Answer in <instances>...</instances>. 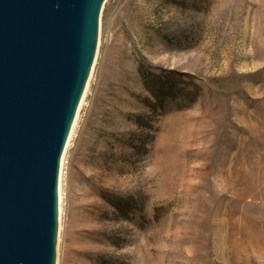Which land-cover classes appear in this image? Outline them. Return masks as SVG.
I'll list each match as a JSON object with an SVG mask.
<instances>
[{
    "label": "rangeland",
    "instance_id": "1",
    "mask_svg": "<svg viewBox=\"0 0 264 264\" xmlns=\"http://www.w3.org/2000/svg\"><path fill=\"white\" fill-rule=\"evenodd\" d=\"M60 208L57 264H264V0H107Z\"/></svg>",
    "mask_w": 264,
    "mask_h": 264
},
{
    "label": "water",
    "instance_id": "2",
    "mask_svg": "<svg viewBox=\"0 0 264 264\" xmlns=\"http://www.w3.org/2000/svg\"><path fill=\"white\" fill-rule=\"evenodd\" d=\"M107 0H0V264H57L60 178Z\"/></svg>",
    "mask_w": 264,
    "mask_h": 264
},
{
    "label": "bare ground",
    "instance_id": "3",
    "mask_svg": "<svg viewBox=\"0 0 264 264\" xmlns=\"http://www.w3.org/2000/svg\"><path fill=\"white\" fill-rule=\"evenodd\" d=\"M88 86H89V84H88ZM88 86H87V89H88ZM86 93H87V90H86V92H85V94H84L83 100H84V98H85ZM83 100H82V102H81V105H82V103H83ZM81 105H80V108H81ZM80 108H79V110H80ZM77 117H78V115H77ZM76 121H77V118H76ZM76 121H75V123H76ZM74 127H75V124H74V126H73V130H74ZM73 130H72V132H71V135H72V133H73ZM70 139H71V136H70V138H69V141H70ZM68 144H69V142H68ZM67 146H68V145H67ZM64 156H65V154H64ZM64 156H63V158H64ZM62 166H63V160H62ZM61 171H62V167H61ZM60 179H61V178H60ZM60 212H61V208H60ZM60 220H61V219H60Z\"/></svg>",
    "mask_w": 264,
    "mask_h": 264
},
{
    "label": "trees",
    "instance_id": "4",
    "mask_svg": "<svg viewBox=\"0 0 264 264\" xmlns=\"http://www.w3.org/2000/svg\"><path fill=\"white\" fill-rule=\"evenodd\" d=\"M151 92L153 94V97H155V99L161 100L160 96L157 93H155L154 91H151ZM159 103H160V101H159Z\"/></svg>",
    "mask_w": 264,
    "mask_h": 264
}]
</instances>
